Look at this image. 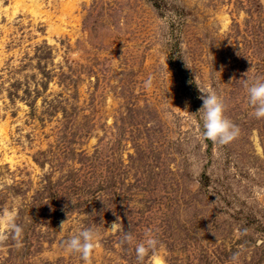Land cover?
Here are the masks:
<instances>
[{"label":"rangeland","instance_id":"rangeland-1","mask_svg":"<svg viewBox=\"0 0 264 264\" xmlns=\"http://www.w3.org/2000/svg\"><path fill=\"white\" fill-rule=\"evenodd\" d=\"M257 78L264 0H0V210L23 229L0 264H85L63 248L85 227L88 264H264ZM209 88L225 145L200 138Z\"/></svg>","mask_w":264,"mask_h":264},{"label":"clouds","instance_id":"clouds-1","mask_svg":"<svg viewBox=\"0 0 264 264\" xmlns=\"http://www.w3.org/2000/svg\"><path fill=\"white\" fill-rule=\"evenodd\" d=\"M247 99L249 105L253 107V115L257 119L264 118V79L257 78L254 82L245 81ZM151 86V77L145 81V87ZM204 95L200 97L202 106L198 110L202 112L203 131L200 138L212 141L218 145H225L233 141L239 133V128L230 119L225 116V106L223 100L216 92L209 88L207 92H201ZM187 113V111H183ZM166 115H170L167 114ZM190 115V114H188ZM17 212L14 208L0 210V235L4 233L11 234L19 239L22 236L23 229L16 222ZM99 233L94 227H85L79 230L78 234L72 235L63 241V248L68 253H77L81 259L88 264L93 251L99 247ZM134 238L130 233L124 234L125 241H132ZM159 241L155 238L151 229L145 230V236L142 242L136 243L135 252L138 259L149 250H155ZM162 247V245H159ZM156 264H164L163 258L155 257Z\"/></svg>","mask_w":264,"mask_h":264}]
</instances>
